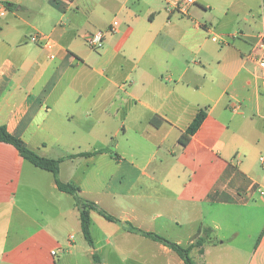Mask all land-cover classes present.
I'll return each instance as SVG.
<instances>
[{
  "label": "crops",
  "instance_id": "1",
  "mask_svg": "<svg viewBox=\"0 0 264 264\" xmlns=\"http://www.w3.org/2000/svg\"><path fill=\"white\" fill-rule=\"evenodd\" d=\"M166 1L0 0V7H9L0 18V126L46 158L50 147L92 142L91 152L54 158L65 159L60 180L80 187V196L95 195L93 203L121 222L189 246L203 227L204 207H236L255 214L264 210L259 166L264 153V81L248 57L264 11L256 17L228 9L225 16L212 17L217 22L213 27L212 22H201L211 6L204 8L197 0L187 15L168 14ZM115 20L119 26L106 35L103 49L90 50L86 34L107 31ZM230 23L238 29L226 30ZM35 33L51 36L56 47L50 51L31 43ZM213 36L219 41H212ZM200 109H206V119L182 147L179 139ZM156 116L165 120L160 128L151 124ZM106 132L116 146L121 134L138 133L156 151L146 163L109 153L82 156L107 149L102 147ZM80 162L82 172L79 167L67 172L68 163ZM28 165L14 146L0 142V218L8 216L9 228L0 236V264H51L45 249L60 243L59 232L69 217L80 220L75 197L59 191L51 173L52 193L60 202L72 201L67 217L52 222L57 232L20 208L25 178L37 174ZM106 172H112L110 178L117 179L118 186L102 188ZM124 180L130 182L125 185ZM154 199L164 208L159 229H154ZM186 212L187 221L179 222ZM26 225L32 227L20 237V227ZM10 229L15 240L7 239ZM122 229L126 237L139 235ZM183 229L189 230L186 238ZM217 244L206 245L205 251ZM154 249L176 255L153 244L150 256ZM252 255L248 264H264V233Z\"/></svg>",
  "mask_w": 264,
  "mask_h": 264
},
{
  "label": "rangeland",
  "instance_id": "2",
  "mask_svg": "<svg viewBox=\"0 0 264 264\" xmlns=\"http://www.w3.org/2000/svg\"><path fill=\"white\" fill-rule=\"evenodd\" d=\"M200 1L204 3V8L207 5L211 6V8H205V18L201 22H212L213 27H217V22L212 17L217 14L225 16V12L228 9L238 8L240 12L238 15L256 17L261 16L264 11L263 0ZM226 21L228 19L224 17V24ZM237 29L238 26L234 23H230L226 27V30L229 32ZM110 135L108 132L105 133V142L102 144V147L109 149L114 156H124L130 161L137 160L139 163H146L156 151L155 145L141 138L138 133L129 132L126 137H123L121 134L117 139L118 146H116V140L110 142ZM175 149L177 150V148ZM49 150V158L54 159L58 155L65 156L69 153L74 154L75 152H91L95 150V146L92 142L84 141L79 145L77 144L65 149L50 147ZM168 156L171 157L169 153ZM68 164L70 166L67 170L69 174L77 170V167H79V172L84 168V164L81 162L75 166L72 163ZM28 166V168H31L37 174L33 175L32 178H25L20 191V208L35 217L38 224L44 225L53 232H57L52 222L62 221V219L67 217L65 213L72 206V201L66 200L60 202L49 187L52 175L33 167V165ZM111 174L112 172L105 173L102 188L108 187V185L112 187L118 186L119 182L117 179L113 181L110 178ZM129 182V180L123 181L125 185ZM84 187H87V185H84ZM87 188L90 189V186ZM172 188L173 191H176L177 186L173 185ZM81 197L85 201L96 202L95 195L84 194ZM150 204H152L153 217H156L154 229H159L158 226L161 220L158 217L164 214V208L157 199L150 201ZM109 214L113 215L112 213ZM188 217L189 214L187 212L184 213L182 218H179V222L184 223ZM90 218L94 246H90L84 238L80 228L81 222L78 217H69L67 226L62 232H59L62 234L59 240L60 243L53 247L49 246L44 251L45 258L51 264H95L93 253H97L102 258L104 264H181L179 257L173 253L170 256L164 255L154 249L153 255L150 256V247L153 244L159 246L160 243L141 235L126 237L121 225L107 221L98 212L90 211ZM6 220H8V216L0 218L1 237L4 230L8 228ZM201 223L203 227L213 229L214 237L218 241V244L207 246L203 256L199 254L197 249L196 252H192L191 257L196 264H248L251 261L259 239L264 233V210L255 214L251 210L236 207H204L201 214ZM216 225L219 227V230L215 229ZM31 227L30 225H26L23 228L20 227V237L26 235ZM181 231L185 235L184 238H186L189 230L183 229ZM175 232H177V229L170 230L168 233L171 235ZM8 233H10L7 238L8 240L16 239V236L13 235V229H10ZM159 235L170 241L172 240V236ZM184 247L186 246L184 245ZM52 250H61L57 258L51 255Z\"/></svg>",
  "mask_w": 264,
  "mask_h": 264
},
{
  "label": "trees",
  "instance_id": "3",
  "mask_svg": "<svg viewBox=\"0 0 264 264\" xmlns=\"http://www.w3.org/2000/svg\"><path fill=\"white\" fill-rule=\"evenodd\" d=\"M206 116V109H200L192 123L179 139V143L182 147H186L189 144L191 138L198 132V130L202 126L204 120L206 119ZM164 122L165 120L159 116H156L151 120V124L156 128H160ZM0 142H4L14 146L25 161L29 162L34 167L40 170L51 173L55 179L58 190L75 197L76 206L80 213L81 230L83 236L92 247L94 246V240L91 234L90 211L93 210H97L98 213L107 221L122 225L128 232L142 235L169 248L184 262V264H196L191 257V253L193 250L197 249L199 254L203 256L205 252V246L207 244L211 245L216 243L212 228L202 227L198 235H196L194 243L184 247L183 245L172 242L157 233L146 232L136 227L132 223H123L107 212L99 209L93 202L85 201L80 196V187H77L70 183H64L60 180V170L62 163L65 161L64 158L53 159L40 156L37 152L30 149L24 140L12 135L8 131L6 126H0ZM101 153L113 154L109 149H102L95 153H83L82 156L90 157ZM74 157L75 156H70L69 158ZM93 260L95 264H102V259L97 253H93Z\"/></svg>",
  "mask_w": 264,
  "mask_h": 264
},
{
  "label": "built area",
  "instance_id": "4",
  "mask_svg": "<svg viewBox=\"0 0 264 264\" xmlns=\"http://www.w3.org/2000/svg\"><path fill=\"white\" fill-rule=\"evenodd\" d=\"M196 3L197 0H167L166 11L168 12V14L178 13L181 15H187L190 7L194 6ZM7 12L8 6L6 4L2 5L0 7V18L5 17ZM118 26L119 21L115 20L107 31L97 30L94 32L87 33L85 36L87 46L94 51H101L105 45L106 35L108 33L116 32ZM219 39L220 38L218 36L212 37V41L214 42H218ZM30 42L50 51L56 47V42L51 36H46L39 33L31 35ZM53 57L54 55H52V58ZM248 57L253 60L258 66L260 78L264 81V16H262V28L258 33L257 41L254 47L249 52ZM259 166L262 172L264 173V153H261L259 156ZM260 193L262 195L264 194L262 190H260ZM52 255L54 257H57V251H53Z\"/></svg>",
  "mask_w": 264,
  "mask_h": 264
}]
</instances>
